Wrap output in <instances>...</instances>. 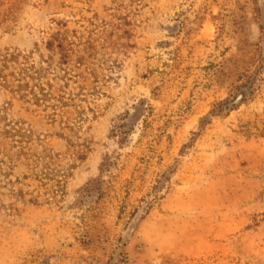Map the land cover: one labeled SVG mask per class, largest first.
Returning a JSON list of instances; mask_svg holds the SVG:
<instances>
[{
  "label": "rangeland",
  "instance_id": "1",
  "mask_svg": "<svg viewBox=\"0 0 264 264\" xmlns=\"http://www.w3.org/2000/svg\"><path fill=\"white\" fill-rule=\"evenodd\" d=\"M0 264H264V0H0Z\"/></svg>",
  "mask_w": 264,
  "mask_h": 264
}]
</instances>
